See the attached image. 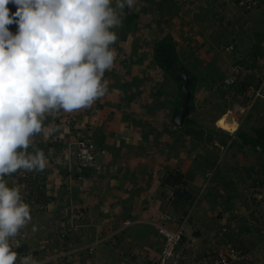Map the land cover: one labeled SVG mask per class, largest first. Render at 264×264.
<instances>
[{
  "label": "crops",
  "instance_id": "obj_1",
  "mask_svg": "<svg viewBox=\"0 0 264 264\" xmlns=\"http://www.w3.org/2000/svg\"><path fill=\"white\" fill-rule=\"evenodd\" d=\"M150 2L158 10L164 1ZM160 10L163 12V7ZM132 37L124 34L115 43L130 42ZM144 54L136 46L128 48L124 59L116 62L120 63L116 71L124 76L119 74L120 81L115 83L116 72L106 70L103 79L107 76L108 80L102 79V83L106 82L107 91L90 106L45 113L41 139L33 146L44 153L47 165V204L43 216H31L30 230L36 234L38 227L43 230H39L41 236L48 231L51 241L63 226L70 233L64 240L48 244V250L43 249L44 241H29V249L36 250L38 259L50 254L57 242L58 247L78 250L81 264H149L161 254L164 240L156 223L165 212L175 219L165 221L169 227L186 221L183 248L193 255L192 261L219 241L251 247L264 241L263 226L242 207V199L250 192L247 169L230 159L231 151L241 144L233 145L222 134L239 129V123L237 127L230 123L236 117L233 113L223 116L212 105L215 89L197 85L190 115L194 123L185 129L178 126V94L166 92L159 97L154 91L157 85L139 81L140 76L150 75L136 76L141 72L137 66L148 60L143 59ZM130 71L136 81L128 91ZM232 74L236 83L243 81L239 72ZM255 74L250 72L245 78L252 80ZM82 137L98 146V168L87 173L86 180L78 179L72 158L74 143ZM174 171L186 175V189L194 196L191 204L176 202L175 189L165 184ZM206 192H210L208 197H204ZM226 223L230 232L219 240L217 233ZM91 246L93 253L89 252Z\"/></svg>",
  "mask_w": 264,
  "mask_h": 264
},
{
  "label": "clouds",
  "instance_id": "obj_2",
  "mask_svg": "<svg viewBox=\"0 0 264 264\" xmlns=\"http://www.w3.org/2000/svg\"><path fill=\"white\" fill-rule=\"evenodd\" d=\"M134 3L116 0L114 8L112 0H0V264H17L9 238L31 220L19 189L3 178L44 169V153L27 150L45 113L72 112L105 95L102 79L116 58L111 29L121 26L125 5ZM14 24L16 34L9 30ZM19 264L37 262L25 255Z\"/></svg>",
  "mask_w": 264,
  "mask_h": 264
},
{
  "label": "rangeland",
  "instance_id": "obj_3",
  "mask_svg": "<svg viewBox=\"0 0 264 264\" xmlns=\"http://www.w3.org/2000/svg\"><path fill=\"white\" fill-rule=\"evenodd\" d=\"M162 1H164L163 9H166V11L163 10V12H161L160 8L157 10V6L154 7L150 4L151 2L149 0H135L132 8H128L127 5H125L121 14L122 24L120 27L115 28L116 30L114 31L117 35V39L124 38L123 33L125 32V26L123 23V14H125L126 9H128V11L130 10L139 13H142V8L147 6L149 7L152 5L153 9H155L153 10V13L150 12L149 14H141V18L138 21V27L136 31H134L135 33H130L134 36L130 42L122 40L120 45L121 40H119L118 43L110 45V48L114 50L116 54L112 67L113 73L116 72L118 75V77L114 79L115 83L120 81V73L116 71L117 69L119 70L120 63L118 62L116 64V62L119 60L121 62L124 59V52L128 48L132 49V47L136 46L137 51H141L142 55L147 53L146 55L144 54L145 58L143 59H148L144 62L146 63L144 67V63L137 66V68L141 69V72H138L139 74L136 76L146 73L151 77L145 78L143 75L140 76L139 81L142 83L144 80L143 82H145L146 85H157L155 87L156 90H154L155 93L161 87L164 88L165 86V89H167L169 86L174 85L175 89L170 88L167 92L178 94L176 84L169 82L164 85L167 82L164 71L151 64L153 62V58L151 59V57H153L156 41L167 33H171L178 38V48L183 56V59H185V64L188 65L192 72L199 76L197 85H202L200 83L207 85L205 84V82H207L206 79L208 78L206 77L207 73L201 70L205 68L207 69L212 63H215L219 69L221 68L223 72L226 73V78L233 77V72H239L238 76L243 81L252 85H264V40L261 44V55L257 58L255 57L257 45L262 42L261 38L264 34V4L255 9H247L242 6V0H196L197 3L195 0H169L167 4H165L167 0ZM216 2H218L217 7ZM112 4L115 5L116 0H112ZM194 9L195 13L193 12ZM167 11L168 13H166ZM169 11L172 12L169 13ZM9 30L13 32V34H16L17 26L15 24L10 25ZM229 45L235 46V49L232 52H227L226 50V47ZM120 56L121 58L118 59ZM254 61H256L255 65H253ZM205 63H207V65ZM143 68L148 71H145ZM253 71L256 73L254 79L251 80L249 78H245L248 77L246 74ZM132 73V71L128 72V77H126L127 79L131 77L127 85L128 91L130 90L129 87H131V85H135L133 81H136V76ZM209 75L210 74L208 73L207 76ZM120 76L124 75L120 74ZM103 80L107 81L108 77L106 76ZM243 81L241 82L243 83ZM207 83L208 85H213L209 82ZM224 83L225 81L214 84L216 85L213 88L216 92V99L212 101V105H215V108L217 106L216 109H218L223 116L228 113H233V106L236 102H247V98L244 97V94L238 92V95L236 90L231 92L227 91L228 93L223 95L220 88L224 90ZM258 109L261 111L260 113L257 111ZM257 110L253 109L251 111V113L241 122L240 128L248 133L255 134V128L264 126V97L258 100ZM66 119L69 120V118ZM224 131L225 132L222 133L223 138L228 142H232L233 140L229 138L231 133L228 130ZM40 133L33 136V139L31 140L32 145H37V143H39L38 141L41 139ZM238 143L241 142L239 141ZM235 144L237 143H234L233 145ZM34 150L33 146V151ZM231 153L233 155H231L230 159L234 162L237 161L239 163H243L245 169H247L245 171L249 177L247 190H250V192L249 194H245V198L242 199V207L243 209L245 208V211L247 209V211L250 212V214H248L249 217L255 218L264 228V216L262 214V205L264 204V156L254 150L251 146L240 147L236 145ZM64 155H68V153L65 152ZM65 158H67V156H65ZM217 167L218 165H216V168ZM31 174H36V172L32 170ZM3 179L7 187L19 189L21 198L28 190V188L23 186L22 181L15 183L9 179L7 175ZM209 193L210 192H206L204 197H208ZM258 194L263 195V200H259V198H257ZM24 200V203L29 206V209H35L34 212H30V216H43L44 210L40 211L36 209L32 205L33 203L30 199ZM39 230L41 229L36 227L35 231L38 233L31 234L29 241L51 240V238H47L48 231L44 230L45 233L41 236L39 235ZM237 246L249 249L254 255L260 257V261H264V241H260V244L255 247H251L249 245L243 246L239 244Z\"/></svg>",
  "mask_w": 264,
  "mask_h": 264
},
{
  "label": "built area",
  "instance_id": "obj_4",
  "mask_svg": "<svg viewBox=\"0 0 264 264\" xmlns=\"http://www.w3.org/2000/svg\"><path fill=\"white\" fill-rule=\"evenodd\" d=\"M242 6L247 9H255L261 5L260 0H242ZM10 12H15L16 6L8 5ZM235 49L234 45H229L226 47L227 52H232ZM235 83L234 77H227L223 85L224 90H228ZM264 85H248L244 97L247 98V102L243 103L241 101L236 102L233 106V114L239 123V128L241 122L251 113L255 104L259 98L264 97L263 95ZM235 133V132H233ZM232 133V134H233ZM30 138V145L27 150L28 154L35 155L33 151V145ZM22 151V150H18ZM72 158L79 171V180H86L88 171L97 170V156H98V146L97 144L84 137L79 138L72 148ZM36 174H31V171L25 169H19L17 172L7 175L9 179L15 183L23 182V186L28 188L21 200L24 203V199L33 203L32 205L38 210H44L46 205L37 201L41 191L47 189V165L42 171L33 169ZM27 186V187H26ZM261 190V189H260ZM257 198L263 200V195L258 194ZM31 210V209H30ZM35 210V209H34ZM31 210V212H34ZM262 214L264 216V204L262 205ZM31 214V213H30ZM229 217V215H227ZM174 216L165 212L162 215L161 220L156 223L160 235L163 237V246L161 250L160 257L149 264H264V261H260V257L254 255L249 249L241 246H237L228 241H219L217 246L208 248L202 257L196 254L194 260L192 261V256L186 253L183 248V239L186 230V221H181L180 224L175 227H169L166 225L165 221H174ZM128 223H130L128 221ZM230 232L228 224H224L217 233L216 238L222 240ZM70 229L63 226L59 229L56 234V240H64L68 237ZM31 238V230L29 222L19 230V233L15 237L9 238V244L13 251L18 253L17 264H19L20 257L25 255H31L37 262V264H81L80 257L78 256V250L70 248H61L57 246V242H54L55 246L51 253L45 256L44 259H38L36 250H30L28 247V242ZM53 241V240H52ZM51 240H45L43 249L48 250V244H52ZM219 245V246H218ZM89 252L93 253V246L89 247Z\"/></svg>",
  "mask_w": 264,
  "mask_h": 264
},
{
  "label": "trees",
  "instance_id": "obj_5",
  "mask_svg": "<svg viewBox=\"0 0 264 264\" xmlns=\"http://www.w3.org/2000/svg\"><path fill=\"white\" fill-rule=\"evenodd\" d=\"M260 1H261V5L264 4V0H260ZM163 4L164 2L160 3V8L163 7ZM112 7L115 8V5L112 4ZM129 11L128 9H126L125 14H123L124 15L123 23L125 26V32H124L125 37H127L131 32L136 31L138 27V21L141 18V14L142 13L149 14L150 6L143 7L141 11L142 13L135 12V11L129 12ZM261 39H262V42L259 45H257V49L255 52L256 58L259 55H261V50H262L261 44L263 43V40H264V34ZM255 63L256 61L253 62V65H255ZM153 64L156 67L164 71L166 78H167L166 80L167 82L164 85L171 82L172 84H176L177 86L176 90H178L177 98H178L179 103L176 106L175 117H177L180 113V106H181L183 97L185 96V92L183 89L185 79L181 77L178 74V72L181 71L190 76L192 83L189 89L193 93L192 99L190 100V103H189L190 114L181 128L185 129L189 127L190 124H192V122L194 123V121L190 119V115L193 111V101L195 99L196 87H197V83L199 80V76L195 74L194 72H192L189 69L188 65L185 64V59H183L182 55L179 52L178 43L176 42L174 36L171 33H167L162 38H160L158 41H156L154 52H153ZM201 71H204L205 73L210 74L209 76H207L206 74V77H208L206 81L213 84V85H210L212 89L216 86L214 84H218V82L225 81L226 74L221 69H219V67L215 65V63H212L211 65H209L207 69L205 68V69H202ZM200 84L204 85L203 83H200ZM248 85H251V84L248 82H243V83L235 82L227 91L231 92L233 90H236L237 92L244 94ZM170 88L175 89V86L171 85L167 89H165V86L164 88L161 87L156 92V95L163 96ZM220 90L223 95L228 93L226 90H223L221 88ZM262 98H259V99H262ZM257 104H258V101L255 104L253 109L257 110ZM257 111L259 113L261 112L259 109ZM254 131H255V134H251V133L244 131L242 128H239L237 131H233L235 133L231 134L230 136L233 140L232 141L233 143H238L240 141L241 146L243 147L251 146L254 150L258 151L262 156H264V126L255 128ZM188 133H190L189 135H191V132H188ZM90 172L91 171H88L87 173H90ZM165 184L175 189V196H176L175 201L176 202L182 201V202L191 204L194 201L193 194L190 193L186 189V185H188V180L186 178V175L183 174L182 172L180 171L171 172L170 175L166 178ZM46 193H47V189L44 191H41L39 196L37 197V201L43 204H47V194Z\"/></svg>",
  "mask_w": 264,
  "mask_h": 264
},
{
  "label": "water",
  "instance_id": "obj_6",
  "mask_svg": "<svg viewBox=\"0 0 264 264\" xmlns=\"http://www.w3.org/2000/svg\"><path fill=\"white\" fill-rule=\"evenodd\" d=\"M178 74L183 77L185 79V83L183 86L184 92H185V96L183 97L181 106H180V113L179 115L176 117L175 122L178 126L182 127L187 119V117L190 114V100L192 99L193 93L192 91L189 89L192 80L190 78V76L184 72L179 71Z\"/></svg>",
  "mask_w": 264,
  "mask_h": 264
},
{
  "label": "bare ground",
  "instance_id": "obj_7",
  "mask_svg": "<svg viewBox=\"0 0 264 264\" xmlns=\"http://www.w3.org/2000/svg\"><path fill=\"white\" fill-rule=\"evenodd\" d=\"M231 124H233L234 127L238 126V122L236 120H233V122H230Z\"/></svg>",
  "mask_w": 264,
  "mask_h": 264
}]
</instances>
